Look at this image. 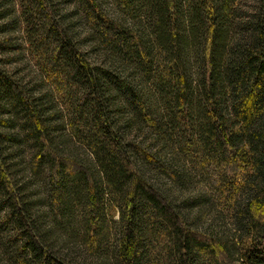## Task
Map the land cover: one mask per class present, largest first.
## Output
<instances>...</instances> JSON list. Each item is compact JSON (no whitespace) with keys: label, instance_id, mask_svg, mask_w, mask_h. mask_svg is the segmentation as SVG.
I'll list each match as a JSON object with an SVG mask.
<instances>
[{"label":"trees","instance_id":"obj_1","mask_svg":"<svg viewBox=\"0 0 264 264\" xmlns=\"http://www.w3.org/2000/svg\"><path fill=\"white\" fill-rule=\"evenodd\" d=\"M0 264H264V0H0Z\"/></svg>","mask_w":264,"mask_h":264},{"label":"rangeland","instance_id":"obj_2","mask_svg":"<svg viewBox=\"0 0 264 264\" xmlns=\"http://www.w3.org/2000/svg\"><path fill=\"white\" fill-rule=\"evenodd\" d=\"M192 186L194 187V188H198L200 185H198V183L197 182H194L193 184H192Z\"/></svg>","mask_w":264,"mask_h":264}]
</instances>
